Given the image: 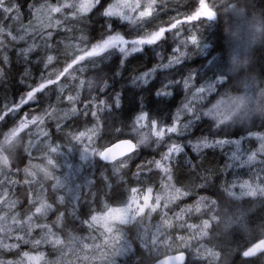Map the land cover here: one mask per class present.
<instances>
[{
    "label": "clouds",
    "instance_id": "clouds-1",
    "mask_svg": "<svg viewBox=\"0 0 264 264\" xmlns=\"http://www.w3.org/2000/svg\"><path fill=\"white\" fill-rule=\"evenodd\" d=\"M9 2L0 264H264V0Z\"/></svg>",
    "mask_w": 264,
    "mask_h": 264
},
{
    "label": "snow or ice",
    "instance_id": "snow-or-ice-1",
    "mask_svg": "<svg viewBox=\"0 0 264 264\" xmlns=\"http://www.w3.org/2000/svg\"><path fill=\"white\" fill-rule=\"evenodd\" d=\"M92 0H80L79 11L81 14L87 13L91 11ZM117 3H121V0H117ZM51 13L55 16H59L62 12H66L70 9L71 5L68 3V0H63V4L58 3L57 0H52V2L48 5ZM112 11L120 14V9L116 5L110 6ZM147 11V10H146ZM32 13L30 12V15ZM200 12H197L196 15H200ZM195 18V17H193ZM21 17L17 15V8L9 2V0H0V37L7 41L15 42L18 38L16 25L21 23ZM5 29L7 30L5 33ZM158 38L157 36H153L147 42L151 43L153 39ZM110 39H119V36L110 37ZM27 51V49H25ZM23 101V97H21ZM142 118V117H140ZM174 129L169 128L168 131H173ZM101 155H104L101 153ZM108 217H102V221H107ZM247 255V253H245Z\"/></svg>",
    "mask_w": 264,
    "mask_h": 264
},
{
    "label": "trees",
    "instance_id": "trees-1",
    "mask_svg": "<svg viewBox=\"0 0 264 264\" xmlns=\"http://www.w3.org/2000/svg\"><path fill=\"white\" fill-rule=\"evenodd\" d=\"M14 95H18V93H14ZM27 107L28 106H25V108L23 110L26 111L27 110Z\"/></svg>",
    "mask_w": 264,
    "mask_h": 264
}]
</instances>
